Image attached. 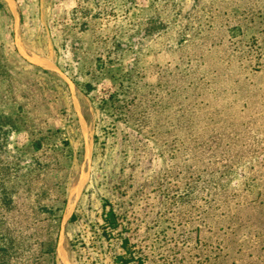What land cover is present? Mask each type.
<instances>
[{"label":"rangeland","instance_id":"1","mask_svg":"<svg viewBox=\"0 0 264 264\" xmlns=\"http://www.w3.org/2000/svg\"><path fill=\"white\" fill-rule=\"evenodd\" d=\"M54 1L0 0V264H264V0Z\"/></svg>","mask_w":264,"mask_h":264},{"label":"trees","instance_id":"2","mask_svg":"<svg viewBox=\"0 0 264 264\" xmlns=\"http://www.w3.org/2000/svg\"><path fill=\"white\" fill-rule=\"evenodd\" d=\"M75 218V215L72 216V219ZM102 218L104 221V233H109L110 230H114L119 227V224L117 219H116V214L114 213L113 210L111 209H106L104 207V211L102 213ZM128 239L127 237L123 241V245L125 246L127 243ZM138 258V257H137ZM133 259V257H128V253H122V254H117L114 257V264H129V262ZM139 264H143L141 260H139Z\"/></svg>","mask_w":264,"mask_h":264},{"label":"crops","instance_id":"3","mask_svg":"<svg viewBox=\"0 0 264 264\" xmlns=\"http://www.w3.org/2000/svg\"><path fill=\"white\" fill-rule=\"evenodd\" d=\"M75 1L76 0H74V1H71V0H68V1H63V0H58V1H54V4L57 6V7H59V8H61L60 6H62L63 4L65 5V8H73V6H76V3H75ZM5 2H8L7 4H8V7H9V9L11 10V12H12V14H13V16H14V20H13V22H14V26H17L18 24H19V21L21 20V18H20V14L18 13L17 14V16L15 15V13H14V9H13V6H16L17 7V0H5ZM15 4V5H14ZM44 6H47V3L45 4L44 3V5L42 6V7H44ZM18 34H16L15 36H14V42H16L17 41V36ZM22 37V36H21ZM29 58H31L30 60H32L31 62H37L36 64H39V65H42V66H45V64H48V63H50V64H52L53 66H56L55 65V62L53 63L52 62V60H51V58H50V56H41L40 58H38V59H36V60H34L33 58H32V56L31 57H29ZM34 60V61H33ZM35 64V63H34ZM46 67V66H45ZM103 211H104V208H103ZM71 216H73V214L71 215ZM75 218H76V213H75Z\"/></svg>","mask_w":264,"mask_h":264},{"label":"built area","instance_id":"4","mask_svg":"<svg viewBox=\"0 0 264 264\" xmlns=\"http://www.w3.org/2000/svg\"><path fill=\"white\" fill-rule=\"evenodd\" d=\"M113 264H114V262H113Z\"/></svg>","mask_w":264,"mask_h":264}]
</instances>
